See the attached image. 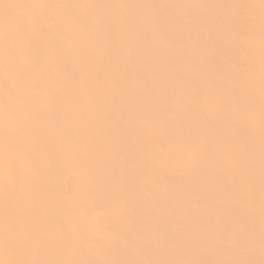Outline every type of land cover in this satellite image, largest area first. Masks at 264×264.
<instances>
[{"label":"bare ground","instance_id":"1","mask_svg":"<svg viewBox=\"0 0 264 264\" xmlns=\"http://www.w3.org/2000/svg\"><path fill=\"white\" fill-rule=\"evenodd\" d=\"M0 264H264V0H0Z\"/></svg>","mask_w":264,"mask_h":264}]
</instances>
